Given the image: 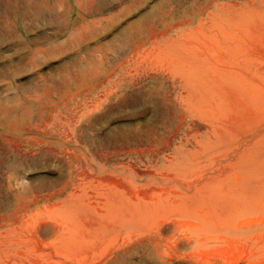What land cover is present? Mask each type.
Instances as JSON below:
<instances>
[{"label":"rangeland","instance_id":"374dc122","mask_svg":"<svg viewBox=\"0 0 264 264\" xmlns=\"http://www.w3.org/2000/svg\"><path fill=\"white\" fill-rule=\"evenodd\" d=\"M0 264H264V0H0Z\"/></svg>","mask_w":264,"mask_h":264}]
</instances>
